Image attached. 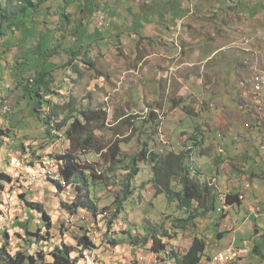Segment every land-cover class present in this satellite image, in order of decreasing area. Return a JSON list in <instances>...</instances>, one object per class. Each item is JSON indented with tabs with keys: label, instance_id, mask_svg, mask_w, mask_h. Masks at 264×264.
I'll use <instances>...</instances> for the list:
<instances>
[{
	"label": "rangeland",
	"instance_id": "1",
	"mask_svg": "<svg viewBox=\"0 0 264 264\" xmlns=\"http://www.w3.org/2000/svg\"><path fill=\"white\" fill-rule=\"evenodd\" d=\"M79 2L81 7H84V3L87 6L96 3L100 9L96 10L92 16L90 14L93 12L88 7L85 14L75 12L73 24L75 26V23L78 24L80 20H83L87 29L92 26L91 31L94 30L98 38L99 36L102 38L93 46L92 57L96 61L97 68L92 69L85 64L80 65L86 80H89L83 83L75 79L74 72H67L66 82H69V77H72L73 81L71 80L70 83L73 89L55 87L61 95H55L53 99L59 103L62 97L67 98L72 94L82 102L86 100L87 104L91 101V106L97 110L102 108L104 119L98 122L102 127L96 130V135L107 146L104 152L108 151L115 142L120 141L125 162L118 163L112 167L113 170L108 171L110 163L103 162L101 154L90 152L82 155L85 162L99 163L100 169L105 171L109 177L108 187L100 193L102 196V201L99 203L101 215L97 218L83 210L76 215H71L63 207L62 202L71 200L75 194L74 185L69 189L65 187L61 195H56L60 192V188L59 191L54 190L53 192L50 174L48 176L45 174L44 177L32 182L29 178V175L33 176L32 168L60 167L58 161L51 158V154L65 151L69 147V141L58 140L44 150L38 146L39 142H35L42 131V124L34 112L35 103L29 97L19 104L20 95L9 91L8 87L13 80H16L19 71L12 68L13 59L8 56L10 53L4 54L3 47L0 45V96L6 97L3 103L6 102L9 105V111L13 114L10 119L8 116L5 117L6 104L2 105L0 126L6 125V128L11 130L16 124L20 123L21 126L17 128L18 133L14 138L3 136V142L0 143V173H8L13 177L12 182H5L0 176V244L4 240V233L9 232L12 247H15L18 239L17 233L26 234L25 226L28 221L34 225L41 224L39 221L41 215L36 211H30L22 199L21 195L24 194L28 200L44 204L53 217L54 228L51 230L53 237L42 246L47 251L62 242L76 244L74 236L81 234L83 229L79 226L85 225L91 230L90 234L100 250L95 249L93 250L95 252L86 253L85 258L82 257L80 260L81 262L83 258L86 259L84 264H108L116 261L122 262L121 264H173L168 257L157 262L156 254L150 252V244L145 236L148 226L151 228L158 226L159 233H162L163 227H174V218L180 216L177 206L168 200L165 193L156 194V188L152 183L154 174L151 164L138 160L139 165L144 168L134 180L138 189L136 188L135 194L126 200L125 210L117 213L114 202L117 196L120 198L124 196L121 190L126 179V171L119 167L127 166L131 158L136 157L144 148L155 151L181 150L186 144L188 147H194L190 144L205 138L204 143L194 147L193 150L195 161L201 157V162L205 164L201 170L203 179H210L215 185L210 184L217 188H221L220 186L231 190L232 187L236 188L238 192L245 193L241 194L245 198L247 195L250 200L259 203L256 205L252 202L250 206H254V209H262V211L258 216L251 215L244 202L232 208L230 211L232 217L230 213L222 218L219 212H211L195 221L197 227L191 224L188 230H178L177 237L170 241L169 249L183 255L192 245L194 238L199 236L209 243L202 264H214L212 256L214 258V255L226 248L230 242L233 243L234 238L231 239V237H235L236 246L244 244L247 240L249 247L246 252H242L243 258L231 264H261V261L264 264L262 255L254 253L255 246H258L257 250H262L264 253V129L263 127H260L261 129L244 127L247 123L256 121L254 113L251 114L250 110L245 108L246 95L251 100L253 99L254 83L253 88L247 90L246 93L243 92L242 85L240 86L239 100H237L238 92L232 96L239 105L240 112H225L227 123L217 124L215 121L217 116L210 121L211 114L204 111L203 102L210 103L223 98L222 92L205 90L202 86L188 82L194 94H188L182 98L179 95L181 87L179 84L173 82L169 85L166 80L157 79V81L156 78L145 82L141 80L139 74L130 69L134 63L132 51L136 53V43L146 38L142 35L147 32L145 26L153 25L161 30L167 24L178 25L177 17L194 13L196 10L195 14H205L203 20L209 18V11L213 15H219L215 20V25L219 24L224 27L231 19L229 14L233 12H242L245 17L252 13L259 15L260 12L264 13V0H80ZM74 8L76 7H72L71 10ZM237 15L235 17L238 19L242 17ZM191 20L195 19L191 18ZM166 28L163 34L160 33L156 43L158 45L169 44L172 52L179 54L183 46L174 44L176 36L169 31L168 27ZM263 30L264 24L261 31ZM178 31L176 28V32ZM241 38L242 34L235 42ZM121 41H123L122 44H120ZM148 46V43L142 42L137 51L143 52ZM206 50V48L201 49L200 45L195 43L191 49H187V54L190 51L204 54ZM243 60L244 58L241 59ZM24 61L26 62L24 69L33 64L32 60ZM262 64L263 66L256 68L255 75L264 74V62ZM207 69L209 71V66ZM99 71H102L104 75L99 76ZM218 78L222 82V76L219 75ZM158 106L159 110L156 109ZM186 107L187 109L194 108L197 114L188 113ZM217 110H220L219 106L214 107V111ZM158 120L160 122L162 120L163 124L164 131L161 134ZM208 122L211 124H207ZM263 124L264 121L261 122V125ZM197 129L202 131L195 133ZM195 135L196 139L192 140L191 138ZM20 141L35 144V149H38L36 155H32L31 158L28 156L21 158L19 154L24 151L19 147ZM203 152L208 156H199ZM14 156L19 164H14L12 161ZM231 170L233 171L230 172ZM235 174L237 177L234 176ZM61 183H65L64 178L60 181ZM227 183L230 186H226ZM110 220L114 222L111 231L108 230ZM220 231L225 232L221 239L217 237ZM171 232H174V228ZM130 237L137 240L138 245L134 248L131 247ZM126 243L128 247H125ZM38 247L41 248V246ZM124 247L128 250L124 251ZM116 255L119 256L115 258Z\"/></svg>",
	"mask_w": 264,
	"mask_h": 264
},
{
	"label": "trees",
	"instance_id": "2",
	"mask_svg": "<svg viewBox=\"0 0 264 264\" xmlns=\"http://www.w3.org/2000/svg\"><path fill=\"white\" fill-rule=\"evenodd\" d=\"M79 1L0 0V45L3 47L4 54L10 53L8 56L13 59L12 68L19 71L16 80H13L8 87L9 91L20 95L19 104L23 99L29 97L35 103L34 112L42 124L41 134L35 142H39L38 146L44 150L58 140L69 141V147L65 151L51 154V158L58 161L65 180L64 184H60L63 179H54L50 175L53 192L54 185L58 189L60 188V192L56 195H61L65 187L69 189L74 185L75 194L71 200L62 202L63 207L71 215H76L83 210L97 218L101 215L99 203L102 201V196L100 193L108 187L109 177L105 171L100 169L99 163L85 162L82 155L90 152L101 154L102 161L110 163L108 171H111L113 166L125 162V156L122 157L121 152L123 151L122 146L120 141L115 142L108 151L104 152L107 146L96 135V130L102 127L98 122L104 119L102 108L97 110L91 106V101L87 100L89 102L87 104L86 100L82 102L72 94L67 98L62 97V101L59 103L53 99V96L61 95L55 90V87L73 89L70 83L72 77H69L70 81L66 82L67 72H74L75 79L83 83V81L88 82L89 80H86L80 65L85 64L92 69L97 68L96 61L92 57L93 46L97 43L96 41L102 38L100 36L98 38L94 30L91 31L92 26L87 29L83 20H80L78 24L75 23V26L73 24L75 12L85 14L88 7L93 12L90 14L92 16L99 7L96 3H91L90 6L84 3V7H81ZM72 7L76 8L71 10ZM96 33L99 34L98 31ZM24 60H32L33 64L24 69L23 66L26 63ZM6 61L9 60L6 59ZM1 65L3 66V64ZM98 75H104V73L99 71ZM5 98L0 96V110L1 106L6 104V102L3 103ZM156 109L159 110L160 107L158 106ZM186 111L190 114H197V111L192 107L189 109L186 107ZM4 113L5 117L8 116L9 119L13 117L11 111L4 110ZM162 120L164 121L163 118ZM162 120L161 122L158 120L160 134L164 131ZM258 122L261 124L259 118ZM246 126L250 127V124L247 123ZM20 127V123L16 124L12 130L7 129L6 125H1L0 143L3 142V136L14 138ZM191 139L195 140L196 136ZM205 140L204 138L190 145L197 147L202 145ZM19 144V147L24 151L19 154L21 158H27L26 156L31 158L38 152V149H35V144H26L22 141ZM194 147H188L186 144L181 150L173 149L171 151H155L144 148L137 155L138 157L131 158V162L127 166L119 167L126 171V179L121 190L124 196L122 198L117 196L114 202L117 213L125 210L126 200L131 195L133 196L138 189L134 180L144 170L137 162L138 160L151 164L154 174L152 183L156 188V194L165 193L168 200L175 203L178 208L180 216L174 218V227H163L162 233H159L158 226L153 228L148 226L147 228L145 238L150 244V252L156 254L157 262L168 257L173 264H202L209 245L207 240L196 236L188 251L183 255L169 249L170 241L177 237L178 230H188L191 224L197 227L195 221L199 217H205L211 212H219L217 207L221 189L211 185L209 179H203L201 172L203 169L192 166L195 164ZM205 155V152L199 154V156ZM0 176L5 182L13 181L11 174L2 172ZM226 189L224 188V192ZM236 194L233 192V199ZM21 196L30 211H36L41 215L39 218L41 224L34 225L28 221L25 226L26 234L17 233L18 239L15 247H12L11 235L9 232H5L4 240L0 244V264H79L81 258H85L88 251L98 249L90 234L91 230L82 225L79 227L83 229V232L74 236L76 244L62 242L56 244L50 251L45 250L42 246L53 237L51 232L54 228L53 217L44 204L28 200L24 194ZM238 198L243 200L244 197L239 194ZM242 202L237 203L242 204ZM219 214L222 218L227 215L226 212H219ZM171 217L173 218V216ZM113 226L114 222L110 220L108 230L111 231ZM173 228L174 232H171ZM224 233V231H220L217 237L221 239ZM130 242L134 247L138 245L134 237ZM257 247L255 246L254 253L262 255L264 258L263 251L257 250ZM241 250L246 252L243 248ZM240 258H243L242 255Z\"/></svg>",
	"mask_w": 264,
	"mask_h": 264
},
{
	"label": "crops",
	"instance_id": "3",
	"mask_svg": "<svg viewBox=\"0 0 264 264\" xmlns=\"http://www.w3.org/2000/svg\"><path fill=\"white\" fill-rule=\"evenodd\" d=\"M195 12L196 10L194 13H188L182 17H177L178 25H173L172 23L167 24L165 27H162L161 30L159 27H154L153 25L150 27L144 25L147 28V32L142 35L146 36V38L137 42L136 48L138 50L142 42L148 43L149 46L143 52L136 50V53L134 54V51H132L134 63L130 69L139 74L141 80H144L145 82H150V80L156 78V80H166L169 85L173 84V82L179 84L181 86L179 95L182 98L188 94H194V92L191 91L192 89L189 87L188 82L202 86L205 90L222 92L223 98L213 100L210 103L203 102V108L205 112L211 114L209 117L210 121L217 116L215 119L217 124H225L228 120L224 115L225 112H240L239 105L234 101L232 96L235 92H238L237 100H239L241 83H250L252 74L250 79L246 78L249 75L250 69L252 73H254L255 69L262 64L258 63L257 65L252 59V53H246V51H249L246 48L264 53L263 38L260 40V37L255 41L252 38H248V36L252 37L257 30L262 32L264 15L263 12H260V15L252 13L245 17L242 12H233L232 14H229L231 19L228 20L224 27H221L219 24L217 26L215 25V20H217L219 15H213L209 11V18L203 20L205 14H195ZM237 14L242 17L240 19L236 18L235 16ZM191 18H194L195 20H191ZM166 27H168L169 31L173 32V35L176 36L174 44L176 46H183L179 54H174L170 48L171 45L169 44L163 43L162 45H158L156 43V39L159 38L160 33L163 34L167 30ZM176 28H178V32H176ZM241 34L242 38L238 42H235L237 37ZM135 39H138V37H135ZM122 42L123 41H121L120 44H122ZM195 43L199 44L201 49H207L204 54H201L198 51H190L187 54V49H191ZM243 58L244 60L241 61ZM208 66L210 68L209 71L207 69ZM219 75L222 76V82L219 81ZM190 91L191 93H189ZM218 106L220 107V110L214 111V107ZM207 124H211V122H208ZM258 129L261 128L258 127ZM200 131L202 130L197 129L195 133H200ZM197 163L202 164L203 168L205 167V164L201 162V157L198 158ZM232 171L233 170L230 172ZM234 176L237 177L236 174ZM240 176L242 177V174ZM247 176L249 175L247 174ZM242 179L244 180V178H241V180ZM242 196L244 197V195ZM244 199L245 197L243 200ZM248 202L249 200L245 203L247 204L246 209L249 212ZM233 238L234 237H231V239ZM246 242L248 241L245 240L244 244L238 246L246 250L249 247ZM128 246L129 245L126 243L125 247ZM125 247L123 250L127 251L128 249ZM131 247L134 248V246ZM117 249L119 251L120 248L118 247ZM89 252L95 251L91 250L87 253ZM117 256L119 255H116L115 258ZM85 261L86 259H83L80 264H84ZM121 263L116 261L115 263L108 264Z\"/></svg>",
	"mask_w": 264,
	"mask_h": 264
},
{
	"label": "built area",
	"instance_id": "4",
	"mask_svg": "<svg viewBox=\"0 0 264 264\" xmlns=\"http://www.w3.org/2000/svg\"><path fill=\"white\" fill-rule=\"evenodd\" d=\"M260 87L264 88V84L260 83ZM9 109H10L9 105H5L4 110L9 111ZM253 113L264 114V111L261 110L259 108V106H257V112H253ZM12 161L14 162V164H19L16 162L15 156L12 157ZM32 175L38 176V173L36 172L35 168H32ZM23 179L25 180V177H23ZM211 183L214 184L213 181ZM226 186H229V185H226ZM219 189H221V190H219V204H218L217 209L219 212H226L227 213L230 211V209L234 206V204L236 202V199H233V192H235V190L232 187V194H224V187H221ZM249 209H250L252 214H257V215H259L260 212L262 211V209H254V206H249ZM234 243H235L234 241H233V243H229L227 248H225L223 251L214 255L212 262L214 264L215 263L231 264V263L236 262L241 255V251Z\"/></svg>",
	"mask_w": 264,
	"mask_h": 264
},
{
	"label": "bare ground",
	"instance_id": "5",
	"mask_svg": "<svg viewBox=\"0 0 264 264\" xmlns=\"http://www.w3.org/2000/svg\"><path fill=\"white\" fill-rule=\"evenodd\" d=\"M246 49L249 50L250 48H246ZM261 66H263V64H261ZM255 72H256V69H255L254 73H252L251 82H250L251 86L248 89V90H251L253 88V83H254V88H253V93H252L253 99L251 100V106H252L251 108H252L253 112H257V106H259V108L264 111V88L260 87V83L264 84V74L263 75H255ZM245 83H247V82H245ZM257 114H258V116H257ZM257 114L254 113L255 118H256L255 120L258 122V118H259L260 122H263L264 121L263 114H259V113H257ZM249 124L251 127L253 122L252 123L249 122ZM35 170L38 173V176H30L29 175V178L32 182H34L37 178H40L42 176L44 177L45 174H47V176L50 174L54 179H58V180L63 179V175H62V172H61L59 166H56L55 168L40 167V168H35ZM54 190L59 191L57 186L54 188ZM231 192H232V190L227 188L225 190L224 194H229ZM238 196H239V194H236V196L234 197V199H236V201H245L247 199V196H246V198L244 200H239ZM252 202H250V204ZM253 203H255V202H253ZM250 204H249V206H250ZM255 204L259 205L257 203H255Z\"/></svg>",
	"mask_w": 264,
	"mask_h": 264
},
{
	"label": "clouds",
	"instance_id": "6",
	"mask_svg": "<svg viewBox=\"0 0 264 264\" xmlns=\"http://www.w3.org/2000/svg\"><path fill=\"white\" fill-rule=\"evenodd\" d=\"M263 15H264V13H263ZM264 31V30H263ZM259 32L258 30L253 34V36L252 37H249L248 36V38H252L254 41L256 40V39H258V38H263L264 39V32ZM248 33V32H247ZM249 34V33H248ZM226 49V48H225ZM252 53L251 54V56H252V59L255 61V63L258 65V63H262V62H264V53L263 52H261V51H257V50H254V49H249V51H246V53L247 54H249V53ZM251 74H252V71H251V69H250V71H249V75L246 77V78H249L250 79V77H251ZM242 84V87L244 88V93H246V91L250 88V86H251V84L250 83H244V82H242L241 83ZM246 107L245 108H247V109H249L250 111V113L252 114L253 113V111H252V106H251V98L248 96V95H246ZM164 119V118H163ZM251 123V122H250ZM244 127L245 128H247L245 125H244ZM251 127H253V128H258V127H263V129H264V124L263 125H261L260 123H258L257 121H255V123H253V125H251ZM222 135V134H221ZM221 151L223 152V149H221ZM192 166L194 167V168H199V169H203V165L202 164H199V163H197V159H196V161H195V164H192ZM201 166V167H200ZM210 180V179H209ZM210 182H212L211 180H210ZM214 185V184H213ZM218 185V184H217ZM226 185H229V183H227ZM231 185H232V183H231ZM230 186V185H229ZM248 186H249V184H248ZM221 187H223V186H221ZM234 188V187H233ZM234 190H235V192L237 193V194H245V193H241V192H238L237 190H236V188H234ZM247 196V195H246ZM247 200H249V204H250V202H254V200H250L249 199V197L247 196V199L245 200V201H236L235 202V204H234V206L232 207V208H234L236 205H239L237 202H242V203H244V202H246ZM256 203V202H255ZM248 204V205H249ZM257 204H259V203H257ZM232 208L230 209V211L232 210ZM230 211L229 212H227V213H230ZM249 213L251 214V215H256V216H258L257 214H252L251 213V211H250V209H249ZM261 213V212H260ZM234 242H235V244H236V239H235V237H234V240H233ZM231 243V242H230ZM246 244H248V242H246ZM239 249H240V251H241V255H242V248L241 247H239V246H237ZM226 248H227V246H226ZM225 249V248H224ZM223 249V250H224ZM222 250V251H223ZM240 255V256H241ZM240 258V257H239ZM239 258H238V260H239ZM237 260V261H238ZM236 261V262H237Z\"/></svg>",
	"mask_w": 264,
	"mask_h": 264
}]
</instances>
